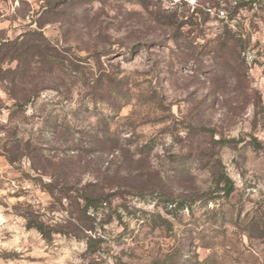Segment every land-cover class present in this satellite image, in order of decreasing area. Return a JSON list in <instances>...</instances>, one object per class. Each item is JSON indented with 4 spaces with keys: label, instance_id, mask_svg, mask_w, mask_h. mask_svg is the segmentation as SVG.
<instances>
[{
    "label": "rangeland",
    "instance_id": "obj_1",
    "mask_svg": "<svg viewBox=\"0 0 264 264\" xmlns=\"http://www.w3.org/2000/svg\"><path fill=\"white\" fill-rule=\"evenodd\" d=\"M85 5L0 0V264H264V0Z\"/></svg>",
    "mask_w": 264,
    "mask_h": 264
},
{
    "label": "trees",
    "instance_id": "obj_2",
    "mask_svg": "<svg viewBox=\"0 0 264 264\" xmlns=\"http://www.w3.org/2000/svg\"><path fill=\"white\" fill-rule=\"evenodd\" d=\"M94 0H87V2L81 0V6H86L85 4H92ZM19 41L17 42H12L8 41L6 43H2L0 47V61L3 62V60L9 58L10 56H27L29 49L31 47H25V49H22L18 46ZM5 49H7L6 54L4 53ZM39 51V49H38ZM48 52H51L48 50ZM46 52V56L43 57L45 60H47L49 55H52V53ZM38 53V52H37ZM56 58L55 56H49V58ZM46 63H48L46 61ZM64 64V63H63ZM38 88L34 90L32 95L30 97H27L23 103H19L15 106V108L18 111H21L23 108H25L31 101L34 100L39 94ZM236 142V141H235ZM9 161L13 163L14 161L9 158ZM49 187H46L45 189L47 192L52 196L54 199V202H57L62 205L63 200H66L67 203L69 204V220L72 222L74 221V225L71 224L72 230H68V232L71 233V236L75 238H81L82 234L87 233V232H95V216H93L95 213H97L98 209L100 207H103L104 203L106 202L105 197H95L91 192H89L87 189H81V190H75L71 187L68 186H56V185H48ZM224 192L226 194V197L230 196L233 192V187L231 186V183L228 182L227 185L225 186ZM67 211V210H66ZM92 211V212H91ZM25 219L29 221L28 223V228H35L39 230L44 237L46 238H51L50 234L47 232V229L44 227V224L36 221L34 218V215L31 214V216H24ZM155 224H158L157 222ZM70 226V227H71ZM163 223L158 224L156 226V229L162 228ZM63 231V229H62ZM61 232V231H57ZM66 231H64L65 233ZM89 240L88 246L90 248H93V239L91 237H86ZM51 240V239H48ZM92 243V245H91ZM181 258V253H173L170 258H167V260L162 261L160 264H177V260ZM171 259H174L172 262H169ZM180 264V263H179ZM201 264H214L211 256L207 258L204 262Z\"/></svg>",
    "mask_w": 264,
    "mask_h": 264
}]
</instances>
